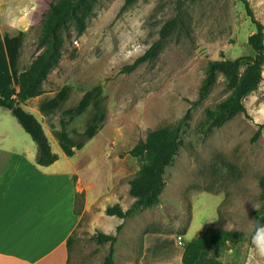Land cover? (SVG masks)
I'll return each instance as SVG.
<instances>
[{"label":"rangeland","instance_id":"obj_1","mask_svg":"<svg viewBox=\"0 0 264 264\" xmlns=\"http://www.w3.org/2000/svg\"><path fill=\"white\" fill-rule=\"evenodd\" d=\"M4 1L0 91L16 87V73L39 52L40 20L52 0ZM247 1L253 18L264 24V0ZM167 22L172 25L161 36ZM254 31L237 0H98L85 32L65 41L58 67L43 84L45 93L21 107L40 122L58 156L48 171L76 183L83 191L76 195L81 206L84 198L90 201L74 232L68 264H102L110 243L90 237L96 232L113 235L119 224L114 264H173L178 244L211 228L243 235L214 252L221 264H264L250 236L263 205L264 128L252 138L264 126V64L259 86L243 100L246 112L221 127L203 131L200 125L205 110L228 95L223 77L197 101L207 63L252 55L247 37ZM154 42L153 59L131 72L120 71ZM1 112L8 145L34 156L29 135L8 110ZM186 112L183 144L166 169L160 203L124 219L107 216L106 206L127 209L134 201L128 180L140 164L128 151L150 130ZM146 232L166 236L161 246H148L142 261Z\"/></svg>","mask_w":264,"mask_h":264},{"label":"trees","instance_id":"obj_2","mask_svg":"<svg viewBox=\"0 0 264 264\" xmlns=\"http://www.w3.org/2000/svg\"><path fill=\"white\" fill-rule=\"evenodd\" d=\"M124 1L126 4H132L136 0ZM237 1L242 3L246 15L251 18L255 26V31L247 37V44L252 50V55H243L234 59L222 58L207 63L197 101L203 100L210 93L219 75L223 77L228 95L214 108L205 110V118L200 125L203 131L219 128L235 115L244 114L246 109L243 100L257 89L262 80L264 24L253 18L247 0ZM97 2L98 0H52L46 11L42 13L40 20L36 42L39 52L27 68L18 74L17 89L5 88L0 91V107L11 112L24 132L35 143V164L39 166L53 164L58 156L52 151L40 122L24 110L21 103L45 93L43 84L50 73L58 67L65 41L72 35L79 37L85 32L89 20L94 16ZM171 25V22L165 23L160 30V35H165ZM157 49L158 43L154 42L141 56L131 64L122 67L120 71L131 72L139 65L150 61L156 56ZM188 117L189 112H186L175 122L150 130L144 139L128 151V154L137 159L140 164L138 171L128 180L129 194L134 201L127 209H122L119 204L106 206L104 212L107 216L124 219L142 209L152 208L160 203V195L165 186V172L183 144L181 133L187 124ZM261 128L264 126H259L252 141L260 135ZM259 186L263 205L258 222L264 224V175L260 178ZM119 229L120 224L116 226V233L113 235L96 232L90 237L98 244L110 243L109 252L102 264H114L113 244L116 242ZM242 238L241 233L233 234L218 229H207L200 232L194 239L185 242L181 263L221 264L214 252L228 244H235ZM72 239L73 236L67 240L68 249Z\"/></svg>","mask_w":264,"mask_h":264},{"label":"crops","instance_id":"obj_3","mask_svg":"<svg viewBox=\"0 0 264 264\" xmlns=\"http://www.w3.org/2000/svg\"><path fill=\"white\" fill-rule=\"evenodd\" d=\"M5 5L8 7L6 1L0 0V8ZM1 18L0 29L7 26ZM26 25L30 24L26 22ZM17 87L18 83L13 88ZM2 109L5 108L0 107V119ZM6 131V125L0 121V264H68L67 240L74 235L82 214L88 210L89 198H84L81 206L76 195L83 191L76 183H67L66 176L48 171L58 159L49 166L35 164L36 152L34 156H26L22 149L8 145L9 132ZM165 236L144 235L142 261L146 259L148 246H161ZM184 244L175 248L173 264H182Z\"/></svg>","mask_w":264,"mask_h":264},{"label":"clouds","instance_id":"obj_4","mask_svg":"<svg viewBox=\"0 0 264 264\" xmlns=\"http://www.w3.org/2000/svg\"><path fill=\"white\" fill-rule=\"evenodd\" d=\"M210 222L212 220H209ZM251 243L254 253L259 257H264V224L257 222L251 236Z\"/></svg>","mask_w":264,"mask_h":264}]
</instances>
